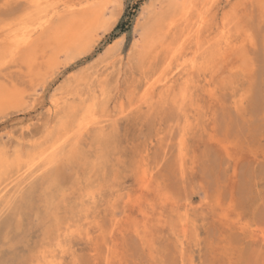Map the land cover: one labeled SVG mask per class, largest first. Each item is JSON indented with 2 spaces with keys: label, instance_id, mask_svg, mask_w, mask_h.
I'll return each mask as SVG.
<instances>
[{
  "label": "rangeland",
  "instance_id": "1",
  "mask_svg": "<svg viewBox=\"0 0 264 264\" xmlns=\"http://www.w3.org/2000/svg\"><path fill=\"white\" fill-rule=\"evenodd\" d=\"M34 1L0 0V264H264V0ZM92 9L108 32L58 47Z\"/></svg>",
  "mask_w": 264,
  "mask_h": 264
},
{
  "label": "bare ground",
  "instance_id": "2",
  "mask_svg": "<svg viewBox=\"0 0 264 264\" xmlns=\"http://www.w3.org/2000/svg\"><path fill=\"white\" fill-rule=\"evenodd\" d=\"M34 1V0H33ZM40 1V0H39ZM45 1H49V0H45ZM86 1H88V0H86ZM85 1V2H86ZM92 1V0H91ZM161 1V0H160ZM164 2H162L163 3V9H165V7H164V3H166L167 4V0H166V2H165V0H163ZM182 1L183 0H181V3H182ZM187 1V0H186ZM185 1V2H186ZM203 1V0H202ZM201 1V2H202ZM212 1V0H211ZM35 2V1H34ZM38 2V1H37ZM68 2H70V1H68ZM80 2V1H79ZM174 3V4H181L180 2H178L177 1V3H176V1H170V0H168V5H169V3ZM184 2V4H186ZM194 2V1H193ZM200 2V1H199ZM207 1L205 0V2L204 3H206ZM32 3V2H31ZM43 3V2H42ZM71 3V2H70ZM98 3H100V1L98 2L97 1V3L96 4H98ZM153 3V2H152ZM156 3H158V1L156 2ZM160 3V2H159ZM190 3V2H189ZM210 4H213V3H211V2H209ZM208 3V4H209ZM78 4V3H77ZM80 4H82V2L80 3ZM85 4V3H84ZM83 4V5H84ZM174 4H170L171 5V7H172V5H174ZM178 4V5H179ZM196 5L198 4V3H195ZM194 4V5H195ZM208 4H207V7H208ZM26 5V4H25ZM38 5H41L40 3L38 4ZM50 5V7H51V4H49ZM55 5V7H56V4H54ZM53 5V6H54ZM99 5V4H98ZM108 5H110V4H108ZM153 5H155V4H153ZM157 5V4H156ZM155 5V7H157ZM160 5H161V3H160ZM160 5H158V6H160ZM168 5H167V7H166V9H169L168 8ZM170 5H169V7H170ZM176 5H174V7L176 6ZM48 6V5H47ZM65 6V5H64ZM68 6V5H67ZM71 7H73L74 6V4H72V5H70ZM79 6V5H78ZM89 6V5H88ZM107 6V5H106ZM180 6V5H179ZM179 6H177V7H179ZM181 6H182V4H181ZM201 6H202V3H201ZM42 7V6H41ZM49 7V8H50ZM111 7V6H110ZM174 7H172V8H174ZM188 7V6H187ZM196 7V6H195ZM212 7H213V5H212ZM30 8H32V7H30ZM45 8V7H44ZM80 8V7H79ZM151 8H154L152 5H151ZM160 8V7H159ZM171 8V9H172ZM184 8V7H183ZM190 8V7H189ZM197 8V7H196ZM195 8V9H196ZM209 8V7H208ZM24 9V8H23ZM23 9H21V10H23ZM26 9H28V8H26ZM38 9V8H37ZM52 10H53V8H51ZM51 9H48V10H51ZM55 9V8H54ZM57 9H59V8H57ZM75 9V8H74ZM77 9H78V7H77ZM81 10H82V8H80ZM89 9V8H88ZM111 9V8H110ZM110 9L109 10H107L106 9V11H109L110 12ZM176 9V8H175ZM175 9L173 10L174 12H175ZM206 9V8H205ZM205 9H203V11H205ZM85 10H87V9H85ZM114 10H115V8H114ZM149 6L148 7H145L142 11H141V13H140V15H139V17H138V19H137V23H136V31H137V33H138V38L136 39V41H135V44H137L138 45V43H140L141 41H143L144 39H147L146 40V43H148V42H150L151 40L148 38V37H151V33L150 32H152V31H155L156 29H158V26L157 27H155L154 25H155V23H156V20H149L150 18V16H152V15H150L149 16ZM151 10V9H150ZM154 9H152V11H153ZM159 10V9H158ZM171 10V11H172ZM179 10H180V7H179ZM181 10H182V7H181ZM180 10V11H181ZM194 10V9H193ZM210 10H211V8H210ZM40 11V13L42 12L41 10H39ZM44 11V10H43ZM55 11V10H54ZM60 11V10H59ZM64 11H66V9L64 10ZM63 11V12H64ZM161 11H164V10H162V8H161ZM172 11V12H173ZM176 11H177V9H176ZM185 11V10H184ZM195 11V10H194ZM21 12V11H20ZM28 12V11H27ZM56 12V11H55ZM55 12H53L52 14H54ZM79 12V11H78ZM91 12V11H90ZM115 12V11H114ZM114 12H111V14L109 15V17L110 16H112V18H113V14L115 15V13ZM149 12V13H148ZM168 12L169 11H167V15H166V13H165V15L163 14V12L162 13H160V14H163L164 15V17L165 16H167L168 17ZM173 12V15H175V13ZM181 12H183V11H181ZM193 12V11H192ZM195 12H197V10L195 11ZM45 13V12H44ZM61 13V12H60ZM59 13V14H60ZM67 13H69V12H67L66 11V14ZM76 13V12H75ZM118 13H119V10H118ZM153 13H155V10H154V12ZM177 13H179V12H177ZM184 13V12H183ZM188 13H189V11H188ZM201 13H203V12H201ZM46 14V13H45ZM41 14L40 15V17L39 18H37L38 20H31V21H29L30 23H28L29 25H28V27H30V28H27L26 30H22V32L20 31V32H13L12 34H11V37H10V44L8 45L9 47V49L11 50V52H12V54H13V56H14V54L15 53H19V52H21V50H23L25 47L27 48V47H30V46H32L33 45V42H34V34L35 35H37L36 34V32L37 31H40V29L42 30V32H40L41 33V36L42 37H44L43 35H46V29L50 26V23H51V19H54V18H52V15H51V13L50 14ZM65 14V13H64ZM63 14V15H64ZM65 14V16L66 17H68V15H66ZM69 14H71V12L69 13ZM105 14V12H104V10H96V9H92V12L91 13H89L88 15H85V14H82V16H81V18H78V19H73V20H70V22L68 23L67 22V24H66V22H65V20H66V17L64 16L63 17V15H61V17H60V20L62 21V17L64 18L63 19V21L65 22V23H63V24H66L65 25V30H62V32H64L65 34H64V37H63V35H59V32H61V31H59L58 29H57V31L56 32H58V33H56V34H58L59 36H62V42L60 41V40H58V43L57 44H59V41L61 42V44L60 45H58V47L59 46H61L62 45V43H64V44H67V46L69 45V47L71 46H73L74 48L76 47L77 49H79V54L81 55V54H84V53H87L88 51H89V49H90V46L92 45V43L95 41V38L96 37H100L104 32H108V30L110 29V27L112 26V24H113V21L111 20V21H108L109 19H108V17H107V21L105 22V21H103V17H105V19H106V14ZM169 14H170V12H169ZM186 14V13H185ZM206 14V13H205ZM30 15V14H29ZM42 15H44V16H42ZM157 15V14H156ZM162 15V16H163ZM172 14H171V16H173ZM178 15V17H180V14H176V16ZM183 15V14H182ZM202 16H201V22L203 23L204 21L203 20H205V15L203 16V14H201ZM208 15V14H207ZM71 16V15H70ZM79 16V15H78ZM119 16V15H118ZM157 16H159V14L157 15ZM161 16V15H160ZM159 16V17H160ZM171 16L170 17H168V18H171ZM194 16V15H193ZM192 16V17H193ZM27 17V16H26ZM30 17H32V16H30ZM30 17H28L29 19H30ZM36 17H37V13H36ZM57 17V16H56ZM154 17V16H153ZM32 18H34V17H32ZM69 18V17H68ZM67 18V19H68ZM71 18V17H70ZM116 18V17H115ZM118 18V17H117ZM147 18H149L148 19V21H151V22H154L155 21V23H154V27L156 28V29H154V27L153 28H150V27H152V26H150L149 24H147ZM152 18V17H151ZM166 18V17H165ZM182 18V17H181ZM180 18V19H181ZM186 18H187V16H186ZM204 18V19H203ZM104 19V20H105ZM114 19V18H113ZM163 19V17H161V20ZM173 19V18H172ZM177 19V18H176ZM176 19H175V21H176ZM25 20H27V18L25 19ZM24 20V21H25ZM54 20H56V18L54 19ZM159 21H158V23H161L162 21H160V18L158 19ZM169 20V19H168ZM179 20V19H178ZM177 20V21H178ZM186 20V19H185ZM184 20V21H185ZM189 20V19H188ZM14 21V20H13ZM28 21V20H27ZM58 21H59V19H58ZM62 21V22H63ZM68 21V20H67ZM167 21V20H166ZM172 21V20H171ZM11 22V21H10ZM21 22V21H20ZM55 22V21H54ZM60 22V21H59ZM59 22H57V23H59ZM183 22V21H182ZM195 22V21H194ZM19 23V22H18ZM115 23H116V21H115ZM149 23V22H148ZM164 24L166 23L165 22V20H164V22H163ZM201 23V24H202ZM14 24H16V23H14ZM23 24V23H22ZM21 24V25H22ZM27 24V23H26ZM52 24H53V21H52ZM150 24H153V23H150ZM164 24L162 25V27L164 26ZM167 24V23H166ZM165 24V25H166ZM174 24H176V23H174ZM204 24V23H203ZM24 25V24H23ZM170 24H169V22H168V24H167V26H169ZM197 26H198V24H196ZM195 25V26H196ZM15 26V25H14ZM48 26V27H47ZM56 26V25H55ZM190 26H192V24H190L188 27H190ZM51 27H53V30L55 29L56 30V27L54 28V25H51ZM172 27V26H171ZM6 28V27H5ZM14 28V27H13ZM50 28V27H49ZM48 28V29H49ZM159 28H161V27H159ZM8 29V28H7ZM15 29V28H14ZM13 29V30H14ZM25 29V28H24ZM47 29V30H48ZM152 29V30H151ZM154 29V30H153ZM163 29V28H162ZM161 29V30H162ZM171 29H173V27L171 28ZM193 29V28H192ZM16 30H18V29H16ZM50 30H52V29H49L48 30V33H49V31ZM5 31V30H4ZM157 31H159V33H160V30H156L155 31V34H156V32ZM163 32L162 33H164V30H162ZM166 31V30H165ZM12 32V31H11ZM45 34H44V33ZM50 32H52V31H50ZM50 34H52V33H50ZM153 34H154V32H153ZM157 34H158V32H157ZM165 34V33H164ZM40 35V34H39ZM38 35V36H39ZM150 35V36H149ZM163 35V34H162ZM153 36V35H152ZM155 36V35H154ZM159 36V35H158ZM158 36H156V38L158 37ZM227 36V35H226ZM41 37V38H42ZM48 37L49 36H47V38L45 39V40H47L48 39ZM160 37H161V35H160ZM165 37V36H164ZM41 38H39V39H41ZM155 37H154V39H156ZM157 39H159V38H157ZM157 39L155 40L156 42H157ZM163 39V38H162ZM161 39V40H162ZM224 39V38H223ZM43 39H41V41H42ZM54 40V39H53ZM164 40V39H163ZM201 40V39H200ZM44 41V40H43ZM55 42H56V39L54 40ZM148 41V42H147ZM53 41L51 40V44H53L52 43ZM96 42V41H95ZM163 42V41H162ZM142 43V42H141ZM145 43V44H146ZM202 43V42H201ZM64 44L62 45V46H64ZM97 44V43H96ZM151 43H149V45H150ZM153 44H154V42H153ZM153 44L151 45V46H153ZM230 44V43H229ZM37 45H39V44H37ZM43 46H44V44H42ZM95 45V44H94ZM136 45V46H137ZM147 45V44H146ZM148 45V46H149ZM155 45H156V43H155ZM202 45V44H201ZM47 46H48V44H47ZM62 46H61V48H62ZM67 46H66V48H67ZM198 46V45H197ZM51 47V46H50ZM146 47V46H145ZM189 47V46H188ZM65 48V46H64V50L66 49ZM75 48V49H76ZM93 48V47H92ZM141 48H143V50L142 49H140L141 50V52L142 51H144V47L142 46ZM152 48V47H151ZM38 49H40V48H38ZM53 49V48H52ZM56 49V48H55ZM73 49V48H72ZM71 49V50H72ZM146 49V51H148L149 49L146 47L145 48ZM148 49V50H147ZM194 49V48H193ZM195 49H196V47H195ZM202 49V47L200 48V50ZM8 50V49H7ZM37 50V49H36ZM36 50H35V52H36ZM41 50V49H40ZM40 50H38V52H41ZM58 50H61L60 48H58ZM186 50V49H185ZM56 52H57V49L55 50ZM62 51V50H61ZM66 51V50H65ZM146 51H144L145 53H146ZM164 51V50H163ZM197 51V50H196ZM207 51V50H206ZM8 52H9V50H8ZM35 52H33V54L35 53ZM177 52V51H176ZM179 52H181V51H179ZM22 53V52H21ZM21 53H19L20 55H22ZM60 53H62V52H60ZM195 53H199V51L198 52H195ZM10 54V53H9ZM43 54V56H44V53H42ZM42 54H39L38 53V55H42ZM73 54V53H72ZM160 54V53H159ZM180 54V53H179ZM71 55V54H70ZM77 55V54H76ZM181 55V54H180ZM43 56H41V58H45V56L43 57ZM159 56V55H158ZM176 56V55H175ZM38 58H40L39 56H37ZM57 57H58V55H57ZM10 58H11V56H10ZM50 58V57H49ZM167 58V57H166ZM37 59V58H36ZM56 60H57V58H56ZM27 61H28V59H27ZM37 61H38V59H37ZM4 62V61H3ZM46 62V61H45ZM210 62V61H209ZM35 63V62H34ZM49 63H50V61H49ZM51 64H53L52 62H51ZM179 68V67H178ZM3 89V88H2ZM1 91V90H0ZM7 92V91H6ZM9 94V93H8ZM61 104H62V102H61ZM60 104V105H61ZM57 106H58V104H57ZM91 109V108H90ZM52 110H53V108H52ZM93 110V109H92ZM91 111V110H90ZM93 116H94V114H93ZM61 141V140H60ZM57 143H58V141H56L54 144H52L49 148L50 149H55L58 145H57ZM49 149V150H50ZM38 150V149H37ZM48 150V151H49ZM31 151V150H30ZM48 151H42L41 153L39 152L38 154L36 153V155L37 156H35V157H39L40 159L41 158H43L46 154H47V152ZM35 152H37V151H35ZM22 153V152H21ZM31 153H33V152H31ZM41 154V155H40ZM32 156L34 155V154H31ZM12 158H15V157H13V156H11ZM38 158V159H39ZM28 159H31V158H28ZM34 159H36V158H34ZM40 159L39 160H37L38 162L40 161ZM21 160V158L18 160V162ZM11 161V160H10ZM9 161V162H10ZM12 161H14V160H12ZM33 161V158L31 159V161H29L28 163L30 164L31 162ZM36 161V160H35ZM16 162H17V160H16ZM7 163V162H6ZM13 163V162H12ZM20 163V162H19ZM35 163V162H34ZM33 163V164H34ZM43 163V162H42ZM17 164V163H16ZM32 164V163H31ZM32 164V165H33ZM46 164V163H45ZM9 165V164H8ZM48 165V164H47ZM10 166V165H9ZM17 166H21V165H18L17 164ZM45 167V166H44ZM43 167V168H44ZM12 168V167H11ZM3 169V168H2ZM21 169V168H20ZM29 169H31V168H29ZM9 170L10 169H8V172H9ZM19 170V169H18ZM1 171V170H0ZM26 171V170H25ZM28 171V170H27ZM7 172V171H6ZM27 174V173H26ZM39 174V173H38ZM0 180H2V178H0ZM16 183V182H15ZM8 187V186H7ZM6 189V188H5ZM3 193V192H2ZM2 197V196H1ZM79 229V228H78ZM77 229V230H78ZM80 231V230H79ZM75 232V231H74ZM57 259V258H56ZM51 262H54V260H52V258H51V260H50ZM49 261V262H50ZM58 262V261H57ZM62 262V261H61ZM52 264V263H51ZM54 264V263H53ZM57 264H59V262L57 263Z\"/></svg>",
  "mask_w": 264,
  "mask_h": 264
}]
</instances>
